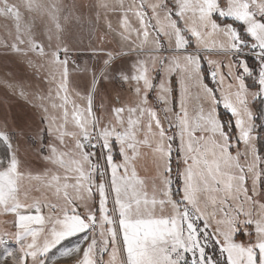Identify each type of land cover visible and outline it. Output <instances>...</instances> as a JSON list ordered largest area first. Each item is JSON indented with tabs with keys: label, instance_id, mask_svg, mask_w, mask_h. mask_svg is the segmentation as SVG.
<instances>
[{
	"label": "snow or ice",
	"instance_id": "obj_1",
	"mask_svg": "<svg viewBox=\"0 0 264 264\" xmlns=\"http://www.w3.org/2000/svg\"><path fill=\"white\" fill-rule=\"evenodd\" d=\"M95 7L98 18L101 10L105 20L118 14L107 29L119 47L93 49L106 56L102 66L72 83L76 61L61 42L71 18L64 0H0V18L12 26L4 25L10 41L0 38V47L26 62L40 87L29 97L21 84H5L41 113L30 139L45 164L25 170L5 122L0 216L11 215L15 230L0 231V264H49L58 246L53 262L264 264V111H254L264 104V0ZM37 18L47 20V43ZM219 55L227 63L212 58ZM125 85L132 99L122 103ZM101 93L108 103L97 105ZM149 153L150 191L137 168Z\"/></svg>",
	"mask_w": 264,
	"mask_h": 264
},
{
	"label": "rangeland",
	"instance_id": "obj_2",
	"mask_svg": "<svg viewBox=\"0 0 264 264\" xmlns=\"http://www.w3.org/2000/svg\"><path fill=\"white\" fill-rule=\"evenodd\" d=\"M15 2V0H13ZM66 5L69 7L71 12V18L64 22V32L61 36V42L68 44L71 49L72 58L75 59L76 63L69 65V78L72 83H75L77 79L87 80L90 76V73L84 71L85 68H92L93 66H102L103 59L106 58L104 53L101 52L98 55L93 54V49H104L105 51H111L119 47L118 37H114V34L109 33L107 29V23L110 21L114 27L117 25V15L111 12L108 13V20L104 19L103 10L99 13V18L97 15V9L95 5L98 3V0H64ZM9 25L11 28L10 22L0 18V38H7L10 41V38L7 37L5 32L4 25ZM36 23L39 25L40 35L38 39L43 40L47 43L46 37V28L48 26L47 20H41L37 18ZM55 44V40L53 41ZM213 59L223 60L227 63V57L224 55L213 56ZM253 62V61H252ZM250 64L254 65L256 63ZM248 63V62H247ZM202 70L207 72L209 66L206 61H202ZM226 72L227 69L225 68ZM175 79V77H173ZM16 82L24 86L26 92L31 96L33 91L39 89V84L34 76V70L30 69L26 62L22 61L20 58L13 54L6 53L3 47H0V131H4V124H7V131L16 132L17 137L16 141L20 147V155L23 160L26 162L25 170L30 168L38 169V166L35 163L41 161V157L38 154L39 146L33 148L28 143H30L32 137L40 131L41 125V113L39 109L35 108L30 102V99H25L19 95V91L13 93L9 89L5 82ZM158 82V80H157ZM252 82V81H251ZM71 87V83H70ZM111 97L117 95L115 91H112L111 85H106ZM119 88V85H116ZM126 88L120 93L121 102H128L132 99L129 95ZM101 98L105 99V103H108L106 97L101 93V97L96 99V104H99ZM224 119L230 117V113H226L223 108L219 109V114ZM107 115V119H111V115ZM23 129L24 135H19L20 130ZM39 143V141H37ZM3 154V147H0V155ZM114 156L119 162L118 149L114 151ZM175 164V158L173 160ZM44 166V164H43ZM138 174L142 178H146L149 183V191L151 190V176L154 173V166L151 160V154L147 157L141 159L137 165ZM41 169V166H39ZM39 170H33V172H38ZM175 191V187H173ZM13 217L11 215L0 216V231H9L13 232L15 229L12 227ZM78 238H72L70 243H78ZM67 243L65 246H67ZM9 247L12 250H16L17 245L14 243L9 244ZM61 246H58L57 249H54L50 253L49 264H73L75 257L72 259H57L54 262L51 259L53 254H58ZM3 249H0L2 252ZM107 259V257H105Z\"/></svg>",
	"mask_w": 264,
	"mask_h": 264
},
{
	"label": "trees",
	"instance_id": "obj_3",
	"mask_svg": "<svg viewBox=\"0 0 264 264\" xmlns=\"http://www.w3.org/2000/svg\"><path fill=\"white\" fill-rule=\"evenodd\" d=\"M253 61V62H252ZM246 62H248V64L250 66H254L253 64L251 65L250 62L252 63H257L255 59H252V58H246ZM247 83L249 85H252L253 82H251V80H248ZM254 111L256 112H259V111H264V104L260 103L259 101L256 102V104L254 105ZM221 116H222V113H221ZM223 117V116H222ZM262 143H264V141H262ZM31 147L35 148L37 146H39V143L37 142L35 145H33L30 141V143H28ZM37 166H38V169H35V168H30L29 170L33 171V170H39L38 172H42L44 170V167H45V164H44V161L41 159V161L39 163H35ZM44 164V166H43ZM39 166H41V169H39ZM28 171V170H27ZM173 187H175V190H176V186L175 184L173 185Z\"/></svg>",
	"mask_w": 264,
	"mask_h": 264
},
{
	"label": "built area",
	"instance_id": "obj_4",
	"mask_svg": "<svg viewBox=\"0 0 264 264\" xmlns=\"http://www.w3.org/2000/svg\"><path fill=\"white\" fill-rule=\"evenodd\" d=\"M246 58H252V59H255V57L252 56L251 53H248L247 56H246ZM255 60H256V59H255Z\"/></svg>",
	"mask_w": 264,
	"mask_h": 264
},
{
	"label": "crops",
	"instance_id": "obj_5",
	"mask_svg": "<svg viewBox=\"0 0 264 264\" xmlns=\"http://www.w3.org/2000/svg\"><path fill=\"white\" fill-rule=\"evenodd\" d=\"M125 88H126V87H125ZM112 98L115 99V98H116V95H115V97H114V95H113Z\"/></svg>",
	"mask_w": 264,
	"mask_h": 264
}]
</instances>
